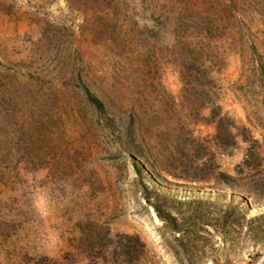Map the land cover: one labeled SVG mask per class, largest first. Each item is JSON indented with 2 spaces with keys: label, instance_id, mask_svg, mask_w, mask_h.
<instances>
[{
  "label": "rangeland",
  "instance_id": "obj_1",
  "mask_svg": "<svg viewBox=\"0 0 264 264\" xmlns=\"http://www.w3.org/2000/svg\"><path fill=\"white\" fill-rule=\"evenodd\" d=\"M191 51L233 148L187 113ZM260 63L264 0H0V264H253Z\"/></svg>",
  "mask_w": 264,
  "mask_h": 264
},
{
  "label": "trees",
  "instance_id": "obj_2",
  "mask_svg": "<svg viewBox=\"0 0 264 264\" xmlns=\"http://www.w3.org/2000/svg\"><path fill=\"white\" fill-rule=\"evenodd\" d=\"M191 53L192 51L181 61L179 71L181 80L180 94L188 101L187 113L190 115H198L202 109L206 108L208 110L207 116L202 119L213 124V142L215 146L220 150L233 148L236 142L234 130H236L237 127L226 113L221 112L218 105L209 101L211 79L207 70L203 67V63L197 62V59L193 57ZM258 72L264 83V63L258 65ZM85 98L96 111L103 112V104L95 95L85 91ZM249 140L244 139L243 141L249 142ZM195 144L199 147L201 146L199 143ZM204 165L205 162L201 161L200 166L196 165L195 168L199 169V167ZM218 175L220 177L226 176L223 173H219ZM155 210L158 212L156 207ZM233 210L236 209L233 208ZM222 217L225 218L223 215ZM102 239L103 241L106 240L107 235H104L102 238L93 233H90V235L83 234L79 243L83 245V248H85L84 250H89L92 249L93 246L101 245Z\"/></svg>",
  "mask_w": 264,
  "mask_h": 264
},
{
  "label": "water",
  "instance_id": "obj_3",
  "mask_svg": "<svg viewBox=\"0 0 264 264\" xmlns=\"http://www.w3.org/2000/svg\"><path fill=\"white\" fill-rule=\"evenodd\" d=\"M264 263V254L260 255L253 264H262Z\"/></svg>",
  "mask_w": 264,
  "mask_h": 264
}]
</instances>
